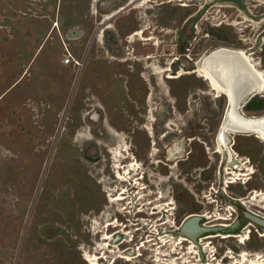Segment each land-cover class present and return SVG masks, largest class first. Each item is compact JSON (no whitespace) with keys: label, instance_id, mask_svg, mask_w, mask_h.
Instances as JSON below:
<instances>
[{"label":"rangeland","instance_id":"374dc122","mask_svg":"<svg viewBox=\"0 0 264 264\" xmlns=\"http://www.w3.org/2000/svg\"><path fill=\"white\" fill-rule=\"evenodd\" d=\"M130 1L0 0V264H90L87 256L94 264H244L243 251L264 258L258 225L239 241L249 224L243 212L264 213L241 202L260 188L261 143L231 135L236 160L249 156L253 172L225 184L238 163L214 151L225 97L195 73L165 77L221 45L254 52L264 65V0ZM141 27L151 39L129 42ZM65 50L78 65L61 63ZM176 60L183 69L171 67ZM151 64L172 71L160 82ZM256 98L252 105H264V92ZM108 127L137 160L129 175L139 184L116 178ZM123 187V198L109 202L106 190ZM191 214L208 215L199 221L207 230L193 245L178 244Z\"/></svg>","mask_w":264,"mask_h":264},{"label":"flooded vegetation","instance_id":"af4514ba","mask_svg":"<svg viewBox=\"0 0 264 264\" xmlns=\"http://www.w3.org/2000/svg\"><path fill=\"white\" fill-rule=\"evenodd\" d=\"M150 1V0H149ZM132 2V0L130 1V3ZM146 3V0H142L141 1V4H145ZM122 7H119L117 10H115L114 12L110 13V18L116 13L118 12L119 10H121ZM108 18V19H110ZM107 27H110V25H107ZM146 28L144 27H141V28H138L136 30H134L129 36H128V41L129 42H132L134 41L135 39H139V40H143L144 41V44H147V41L151 39V37H145L144 36V30ZM185 39V35H179V42H182L183 40ZM154 45H158V41H155L153 43ZM220 48H225V49H232V50H240V51H244L245 55H247L249 57V60L251 63H253L255 65V67L260 70V69H263L264 68V65H262V62H261V59L259 58L258 60L259 61H256L254 60V58L252 57V53L254 52H249L245 49H241V48H230V47H227V46H217V47H214V48H210L206 51H204V53L197 59V61L194 63V68H192L191 70L189 71H184V70H181L177 75L175 76H171V75H166L165 77H172V78H177V77H180L182 76L183 74H191V73H195L198 77L202 78L208 88L212 91V94L214 95L215 98L217 97H220V96H224L225 97V101H226V106L228 105V98H227V95L221 91H217L213 86L212 84L210 83V80L209 78L206 76V74L204 73V69L202 67L203 65V62L205 60V58L209 55V53H211L212 51L216 50V49H220ZM151 56L150 55H147L146 57H144V59H148L150 58ZM257 57V56H256ZM257 59V58H256ZM257 62V63H256ZM174 64H177L178 65L180 64V68L183 69V65L184 63L183 62H179V61H172L170 63L171 67L174 66ZM146 64V62H145ZM258 65V66H257ZM151 67V70H152V74H156L157 77H158V80L160 82H162V79H163V72L165 71H170V67H167V68H162L161 66L159 65H149ZM145 67V65H144ZM146 68V67H145ZM172 71V70H171ZM199 72V73H198ZM138 73V76L144 78V80H146V74L144 71H140V72H137ZM136 73V74H137ZM181 73V74H180ZM135 74V75H136ZM204 74V75H203ZM264 92V85H263V91L262 92H257V93H254L253 95H251L248 99V101L243 105L242 107V112H243V115L246 117V118H260V117H263L264 114H260V115H254V114H251L250 111H256V110H261L264 108V105H260L258 107L252 105V102L254 101H260L262 99H257V94H261ZM151 93H149L150 95ZM147 101L150 103L151 99L150 97L148 96L147 97ZM256 98V99H255ZM151 110H149V114L151 113ZM151 121H152V118L151 116L149 115L148 117V123L147 125H144V128L145 130L148 132V134L151 136H153L154 132H153V128H151ZM108 129L116 136V139H117V144L116 146L114 147H110L108 148V152L110 154V160L112 162V167L114 169V172H115V176L116 178L120 181V182H127L128 184H130L131 182L134 183V185L136 184H139L135 179L134 181H131V176L129 175L131 170H133L135 168V166H137V160L135 158H133L132 156H127V145L126 143H124V138H123V135L121 133H117L115 132L112 128L108 127ZM232 134H242L243 136L245 137H250V136H253L254 138H256L260 143H261V150H260V159H259V164H258V172L261 176V184H260V188L259 190H253L250 194V199L249 201H245V200H242V204L244 206H248L249 207V204H256L258 203L259 204V207L260 209L264 210V133L260 132V133H255V132H247V133H238V132H234V131H230V130H225L224 132H222V123L220 124L219 128H218V131H217V134H216V147L214 149V151L216 153H223L225 155H227V157L229 158V160H232L233 158L236 160L239 155L234 152L232 150V139H231V135ZM257 136H256V135ZM164 136V135H163ZM196 137V136H195ZM154 140H152V144L151 145H154ZM224 146V147H223ZM205 148H209L208 146H206ZM116 149V150H115ZM180 148L178 146H175L173 148H168L166 151L167 152H179ZM149 156H152L151 154L154 153V147L150 146L149 148ZM113 152V153H112ZM185 156H181L178 160L180 162H184L186 161L187 159H189V155L192 153V149L190 148V150L188 151H185ZM115 156V157H113ZM129 158L128 161H126L125 163L123 162L125 159ZM153 158V157H151ZM238 161V163H236L232 170H226L225 173L227 174H232L233 176L230 177L231 180H226L225 181V184L226 183H234L236 179H239V176L241 175H246V174H250L252 173V169L249 167V163H250V158L249 156L245 155L240 158L239 160H236ZM161 162V160H160ZM163 162V161H162ZM120 165V166H119ZM246 170L247 172L246 173H242L241 171ZM123 177V178H122ZM105 188H106V185H104ZM120 192L113 195L111 190L110 189H107V199L109 202H111L112 204H115L117 200H120L123 198V195L124 193L127 192V188H120ZM141 196V195H140ZM159 198L162 197V193H160L158 195ZM115 198V199H114ZM140 198V197H139ZM170 202H168V204L165 205V207L167 205H169ZM160 207V209H163L164 207H161V206H158ZM159 211V210H158ZM245 211H248L249 213L251 214H254V215H257L258 217L262 218L264 220V213L261 212L260 210H258V214L257 213H253L252 211H249L248 209L245 210ZM200 216H202V218H205V217H208V215H201V214H198ZM216 215V219H224L225 217L222 216L221 214L217 213L215 214ZM214 215V216H215ZM243 215H244V212H243ZM245 216V215H244ZM246 217V216H245ZM247 218V217H246ZM249 220V224L247 226V230L246 232L244 233V235H242L240 237V242H243L245 239L249 238V233L252 231L251 228L249 227H254V224L258 225V227L261 229V231L264 233V225L262 224H259L249 218H247ZM143 224H146L145 220H143ZM256 229V227H254ZM257 230V229H256ZM202 232H199L197 234H195L193 236V238H195V240H193V238L191 239L190 237H186L185 235L181 234V236L178 238V240L176 241L178 244H181L182 241H189V243H191L192 245L197 242V237L201 234ZM210 237V236H209ZM103 238L105 240H107L106 244L107 245H110V236L103 233ZM202 240V239H200ZM109 242V244H108ZM146 242V240L144 241V243ZM144 246L143 243L140 244V247ZM109 247V246H108ZM107 247V248H108ZM139 247V248H140ZM106 250V249H105ZM105 253L104 250H102V253ZM242 253H245L247 255V262H245L244 264H264V258H263V255L259 254V253H255V254H250L248 252H245L243 251ZM241 253V254H242ZM241 254L238 256L241 257ZM120 256V255H118ZM100 257H104V255H101ZM231 257V256H230Z\"/></svg>","mask_w":264,"mask_h":264},{"label":"bare ground","instance_id":"6f19581e","mask_svg":"<svg viewBox=\"0 0 264 264\" xmlns=\"http://www.w3.org/2000/svg\"><path fill=\"white\" fill-rule=\"evenodd\" d=\"M202 67L212 86L217 91L225 93L228 98L226 117L222 122V132L230 130L238 133H264V116L246 118L242 112V107L249 97L254 93L263 91L264 68L258 70L250 62L244 51L225 48L216 49L209 53ZM87 258L90 264H94L95 258L89 256ZM241 260L248 261L246 254L241 255Z\"/></svg>","mask_w":264,"mask_h":264},{"label":"water","instance_id":"95a60500","mask_svg":"<svg viewBox=\"0 0 264 264\" xmlns=\"http://www.w3.org/2000/svg\"><path fill=\"white\" fill-rule=\"evenodd\" d=\"M244 215L247 218L257 223L264 225V220L258 217L257 215L251 214L248 211H244ZM201 219H202V216L198 214H191L188 217H186L180 224V227H179L180 234H183L186 237H190L192 239L195 234L207 230V227H204L203 225L200 224L199 221ZM193 240H195V238H193Z\"/></svg>","mask_w":264,"mask_h":264},{"label":"built area","instance_id":"2783aa9c","mask_svg":"<svg viewBox=\"0 0 264 264\" xmlns=\"http://www.w3.org/2000/svg\"><path fill=\"white\" fill-rule=\"evenodd\" d=\"M61 63L63 65H68V64H76V65H78V62L73 59L71 53L68 50H65V52L63 53V57L61 59Z\"/></svg>","mask_w":264,"mask_h":264}]
</instances>
